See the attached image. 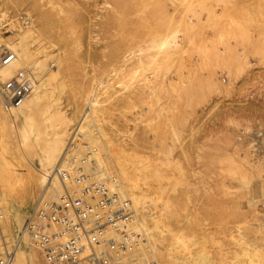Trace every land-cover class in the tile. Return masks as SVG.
<instances>
[{
    "label": "rangeland",
    "instance_id": "1",
    "mask_svg": "<svg viewBox=\"0 0 264 264\" xmlns=\"http://www.w3.org/2000/svg\"><path fill=\"white\" fill-rule=\"evenodd\" d=\"M0 11L18 21L31 14L39 43L61 62L69 116L79 102V117L85 105L76 100L95 92L106 137L164 162L161 181L153 178L158 248L141 263L179 264L162 255L180 234L183 264H246L244 248L264 250V0H0ZM40 11L56 20L49 28ZM173 28L179 48L158 54L152 41ZM10 155L23 180V220L10 225L15 239L44 185L15 149ZM87 162L83 185L95 182L88 171L95 163ZM23 242L32 264H46L26 235Z\"/></svg>",
    "mask_w": 264,
    "mask_h": 264
},
{
    "label": "bare ground",
    "instance_id": "2",
    "mask_svg": "<svg viewBox=\"0 0 264 264\" xmlns=\"http://www.w3.org/2000/svg\"><path fill=\"white\" fill-rule=\"evenodd\" d=\"M28 17L31 18V14H28ZM40 17L42 25L44 24L46 27L56 21L50 12L40 11ZM16 18L13 17L11 20L9 17L5 18L4 13L2 14L0 11V30L5 25H8L7 27L12 30V33L6 36L1 35L6 33L1 30L0 46L15 53L11 62L0 67V89L1 82L13 76L19 68L29 71L32 78L30 93L18 105L5 109L2 99L0 100V184L3 188L0 206L4 215L5 235L6 237L10 236L9 241L15 243L11 264H32L30 251L23 242L25 235L20 234L24 223L17 238L14 239L10 231V225L14 227L15 223L17 225L22 223L20 209L24 202L21 195L22 177L15 171L9 159L13 149L18 152L22 161L38 173V183L44 185L39 198H53L62 192L63 182L58 171L66 170L71 176L76 177L84 174L82 172L84 162L88 161L89 166L94 161L96 169L94 171L88 169V171L92 177L98 179L93 177L95 182L92 183L105 184L111 191L128 196L135 208V226L142 231L145 241L130 256L141 262L147 254L155 255L158 248L157 234L158 231H161L160 222L162 221H159L160 216L154 211L156 198L154 199L152 195L159 186H154L153 178L156 177L159 179L158 181L163 178L164 171L162 173L163 167L160 166L163 161H159L160 164L154 157V159L150 156L138 157L124 145L114 144L113 140L106 137L105 128L100 122L104 113L102 112L103 104L95 92L88 93L76 100V102L82 101L85 105L79 117L76 116L79 111L77 108L79 102L74 104L72 116H69L61 101L63 90L61 62L57 57L50 55V49L47 50V47L45 48L43 44L39 43L41 30L35 26L34 22L24 25ZM179 32L178 28H173L166 34L160 35L158 42L152 41L151 45L157 49L158 54L170 53L180 46ZM123 56L125 57L126 54L124 53ZM50 58L56 62L55 69L48 66ZM104 81V83L102 82L103 86L108 82V78ZM99 82L101 83V80ZM99 82L95 81L92 85L93 88L99 86ZM9 116L11 122H8ZM76 130L82 132L78 133ZM97 140H100V144L96 142ZM89 143L91 144L90 149L80 148ZM87 149L93 158H90V155H84L78 159L77 153ZM228 169L233 171L235 168L230 166ZM27 172L31 185L34 186V175L29 169ZM87 176L85 174L84 180ZM67 180L66 183L69 182ZM159 214L162 213L159 212ZM186 247L183 235H175L163 252V262L167 259L173 263L183 264L189 257H185ZM243 250L248 256L245 260L246 264H264V250L255 248L252 251L245 250V248ZM242 260L244 261L241 259L240 262ZM43 262L45 263V261Z\"/></svg>",
    "mask_w": 264,
    "mask_h": 264
},
{
    "label": "built area",
    "instance_id": "3",
    "mask_svg": "<svg viewBox=\"0 0 264 264\" xmlns=\"http://www.w3.org/2000/svg\"><path fill=\"white\" fill-rule=\"evenodd\" d=\"M22 24L28 16L19 14ZM2 27L7 34L10 28ZM15 57L12 50L0 46V67ZM32 89L29 71L19 68L1 82L0 96L5 109L18 105ZM62 192L53 198H38L29 211L20 234L27 236L46 264H154L130 259L145 241L135 226L136 214L126 195L111 191L105 184L83 185L85 174L58 171ZM2 189L0 185V201ZM0 206V264H11L14 242L7 241Z\"/></svg>",
    "mask_w": 264,
    "mask_h": 264
},
{
    "label": "crops",
    "instance_id": "4",
    "mask_svg": "<svg viewBox=\"0 0 264 264\" xmlns=\"http://www.w3.org/2000/svg\"><path fill=\"white\" fill-rule=\"evenodd\" d=\"M29 251H30V249H29Z\"/></svg>",
    "mask_w": 264,
    "mask_h": 264
}]
</instances>
